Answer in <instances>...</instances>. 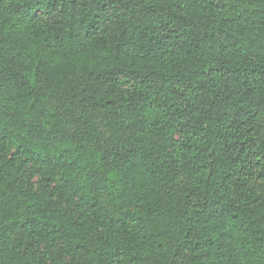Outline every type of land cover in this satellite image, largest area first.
Returning <instances> with one entry per match:
<instances>
[{
    "label": "trees",
    "instance_id": "16d2710c",
    "mask_svg": "<svg viewBox=\"0 0 264 264\" xmlns=\"http://www.w3.org/2000/svg\"><path fill=\"white\" fill-rule=\"evenodd\" d=\"M0 264H264V0H0Z\"/></svg>",
    "mask_w": 264,
    "mask_h": 264
}]
</instances>
